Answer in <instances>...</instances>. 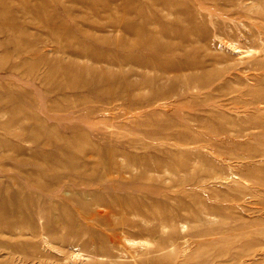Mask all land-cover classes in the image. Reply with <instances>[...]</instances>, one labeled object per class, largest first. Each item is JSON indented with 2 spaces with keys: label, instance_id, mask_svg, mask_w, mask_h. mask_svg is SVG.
<instances>
[{
  "label": "rangeland",
  "instance_id": "rangeland-1",
  "mask_svg": "<svg viewBox=\"0 0 264 264\" xmlns=\"http://www.w3.org/2000/svg\"><path fill=\"white\" fill-rule=\"evenodd\" d=\"M0 264H264V0H0Z\"/></svg>",
  "mask_w": 264,
  "mask_h": 264
},
{
  "label": "bare ground",
  "instance_id": "bare-ground-1",
  "mask_svg": "<svg viewBox=\"0 0 264 264\" xmlns=\"http://www.w3.org/2000/svg\"><path fill=\"white\" fill-rule=\"evenodd\" d=\"M145 244H146V243H145ZM80 256H81V255L78 254V257H80ZM87 257H88V258H91L92 256L87 255Z\"/></svg>",
  "mask_w": 264,
  "mask_h": 264
}]
</instances>
